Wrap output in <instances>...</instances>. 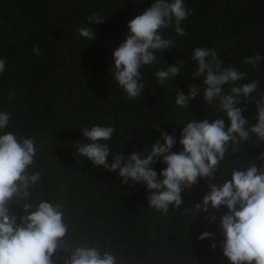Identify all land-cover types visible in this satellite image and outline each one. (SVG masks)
Here are the masks:
<instances>
[{"label": "trees", "instance_id": "obj_1", "mask_svg": "<svg viewBox=\"0 0 264 264\" xmlns=\"http://www.w3.org/2000/svg\"><path fill=\"white\" fill-rule=\"evenodd\" d=\"M152 3L0 0V58L6 61L0 73V112L11 113L7 128L0 131L34 138L37 153L29 171H39L42 179L32 190L33 201L64 203L69 225L65 239L70 245L97 246L116 255L119 264H230L222 252L219 227L227 208L197 213L193 207L209 190L205 179L184 189L179 208L170 206L162 214L149 207L144 185L121 183L117 172L93 166L77 155L75 144L87 142L82 137L84 127H114L112 138L103 141L113 156L133 151L146 154L160 138L155 126L169 133L175 129L177 143L172 150L180 151V132L190 120L222 118L224 113L203 100L204 77L192 75L197 66L191 59L196 47L214 49L224 67L246 72L245 80L235 85L258 82L252 102L241 100L237 105L248 120L246 127L256 123L255 100L264 96V0H184L186 8L193 9L181 22L186 34L177 35L174 23L160 30L175 43L170 50L157 51L155 63L140 69L145 87L140 96L128 99L108 71L112 52L126 38L128 21ZM93 13L103 16L104 22L89 25L87 18ZM84 26L96 33L93 41L80 37L77 29ZM33 45H39L40 55L33 53ZM257 54L262 59L255 67L244 63ZM176 59L185 68L161 86L155 72L174 65ZM193 84H198L199 96L188 108L177 106V92L187 95ZM235 85L222 87L228 93ZM225 124H229L227 117ZM261 154L264 141L250 133L235 152L228 146L212 182L230 179L233 168L253 162L264 165V159H258ZM164 167L161 161L153 165L158 175ZM11 207L18 216L23 214L17 205ZM205 231L213 238L198 239ZM66 255L63 251L55 254L54 264H63Z\"/></svg>", "mask_w": 264, "mask_h": 264}, {"label": "clouds", "instance_id": "obj_2", "mask_svg": "<svg viewBox=\"0 0 264 264\" xmlns=\"http://www.w3.org/2000/svg\"><path fill=\"white\" fill-rule=\"evenodd\" d=\"M192 12L193 9L186 8L184 0H153L143 13L128 21L126 38L113 50V63L108 69L126 98H137L143 92L145 75H141L140 69L155 63V53L172 49L175 42L164 38L160 30L174 23L176 34L184 36L186 32L181 22ZM87 19L89 25L104 22V17L97 13ZM77 31L90 42L96 38L90 26L79 27ZM33 53L40 55L39 45H33ZM191 59L197 64L192 75L204 77L203 100L224 113L222 118L211 122L207 118L190 120L180 132V151L172 150L177 143L175 129L169 133L155 126L160 138L150 145L146 154L133 151L113 156L103 141L112 138L114 127H84L82 137L87 142L75 144L77 155L90 160L93 166L117 172L121 183L144 185L149 207L162 214H166L170 206L179 208L184 189H191L199 179H205L209 190L193 207L197 213L208 212L209 208H227L219 223L223 255L230 264H264V165L258 167L253 162L247 167L233 168L228 174L230 179L222 184L212 182L229 145L235 152L241 143L249 140L250 133L264 141V96L255 100L256 123L246 127L248 120L237 105L241 100L252 102L258 82L235 85L245 80L247 73L224 67L214 49L196 47ZM261 59L257 54L247 57L244 63L255 67ZM5 63V59L0 58V73L4 72ZM184 68V62L176 59L174 65L157 70L155 77L163 86ZM229 84L235 86L225 93L222 86ZM197 85H190L187 95L178 91L175 104L188 108L190 101L200 94ZM225 117L229 121L227 127ZM10 118V112H0V130L7 128ZM36 153L33 137L18 138L14 132L0 131V264H54L53 256L60 251L67 253L63 264H119L116 255L101 251L97 246L69 244L65 239L69 225L64 219L63 202L33 201L32 190L42 179L39 171H29L35 164ZM110 155L112 162L108 163ZM258 159H264V154ZM158 161L166 165L159 175L153 168ZM13 204L21 209L22 215L12 211ZM209 219L215 221L216 217L210 215ZM205 238L212 239L213 234L205 231L198 237Z\"/></svg>", "mask_w": 264, "mask_h": 264}]
</instances>
